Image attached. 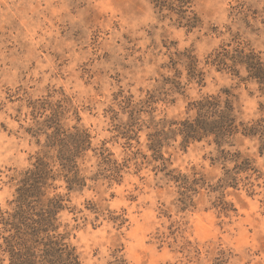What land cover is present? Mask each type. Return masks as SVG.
Instances as JSON below:
<instances>
[{"label": "clouds", "instance_id": "9594fccd", "mask_svg": "<svg viewBox=\"0 0 264 264\" xmlns=\"http://www.w3.org/2000/svg\"><path fill=\"white\" fill-rule=\"evenodd\" d=\"M0 264H264V0H0Z\"/></svg>", "mask_w": 264, "mask_h": 264}]
</instances>
